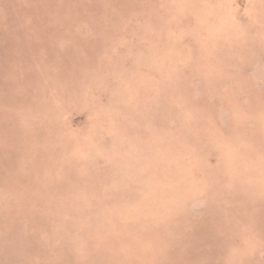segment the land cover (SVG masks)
<instances>
[{"label": "rangeland", "instance_id": "rangeland-1", "mask_svg": "<svg viewBox=\"0 0 264 264\" xmlns=\"http://www.w3.org/2000/svg\"><path fill=\"white\" fill-rule=\"evenodd\" d=\"M0 264H264V0H0Z\"/></svg>", "mask_w": 264, "mask_h": 264}]
</instances>
